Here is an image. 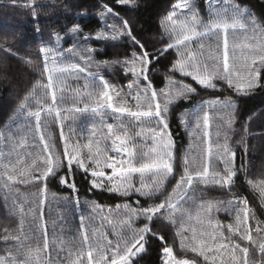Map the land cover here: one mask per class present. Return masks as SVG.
Masks as SVG:
<instances>
[{"label": "snow or ice", "instance_id": "snow-or-ice-1", "mask_svg": "<svg viewBox=\"0 0 264 264\" xmlns=\"http://www.w3.org/2000/svg\"><path fill=\"white\" fill-rule=\"evenodd\" d=\"M15 2V0H13ZM264 2V0H262ZM116 5L137 7L136 0H115ZM30 4L26 6H31ZM191 12L189 16L178 17L175 11L170 12L162 21V28L168 34L169 42L165 47L157 52H149L146 46L137 39L133 33L130 22L125 18H120L119 13L114 11L108 4L102 5L100 13L101 19L109 16L122 20V26L117 31L115 26L112 32H97L94 37L83 33L77 24L69 31L75 38L83 37L86 43L90 39L95 40H117L127 37L132 44L134 51L130 58L124 60L100 61L95 63L97 72L101 68H110L120 66L125 76H130L127 94L122 89H117L103 77H98L99 86L92 88L87 92L91 101V107L85 105L83 109L75 108L76 113L91 112L98 116L101 121L99 128L93 124L88 136L87 144L81 145L79 138L76 144H70L61 134V140L64 143L63 156L54 154V145L46 139L42 132V116H52L55 114L56 122L60 123L63 116L62 111L57 107V91H64V80L62 77L67 73H86L88 77L97 76V73L91 71L92 54L94 49L88 47L83 52L78 53L85 64L70 63L63 64L58 61L63 53L56 47L41 46L39 51L43 57V72L46 82L38 80L33 86L29 96H26L21 103V110L27 109L28 118L34 119L36 132L39 133L40 143L43 148L40 153L31 158V163H27L23 157L17 156L13 161L11 153L7 158L0 153V176L5 178L3 189L6 192H12L17 184H31L46 182L49 178L59 177L62 185L68 186L73 192H76L75 174L77 170L90 176L89 183L93 189H103L110 193H116L122 197L130 198L136 195V207L125 203L123 206L117 205L119 210L123 207L122 218H119L118 224L108 219L107 222L113 225L112 232L117 237L115 242L104 234L97 238L96 233L89 235V231L83 220L81 221V239L76 251H69V259L72 264H135V259L141 257L148 251V245L151 239H159L164 246L162 248L161 264H194V261L180 259L174 255L173 247L168 246L164 237L158 232L152 230V223L155 219L162 218L174 227L177 226V215L182 221L185 216L189 221L192 219L190 212L179 211L181 202L195 195V186L197 184L204 187L231 188L234 181L238 179L240 172L247 173L243 163L238 169L235 166V152L232 151L227 142L223 145H217L215 152L219 154V162L224 165L222 170H213L211 167L214 150L211 143L205 150V162L199 168L193 167L192 162L185 157L183 175L176 181V186L167 198L158 204H151L148 207L140 205L139 197L152 199L158 195H163L166 191V182L169 177L174 176V141L170 132L168 115L172 106L179 100L188 101L196 88L190 84L180 83L178 86L174 81L169 80L171 87L155 90L149 74L158 62L160 56H163L169 50L175 49L177 59L171 69L172 72H179L184 77H190L191 80L205 89H216V81L224 82L229 89H233L237 95L247 96L258 87H264L261 83L264 80V39H258L256 43L248 42L234 45L230 48L228 34L230 31H236L237 28L247 30L251 28L253 36L264 37V23L247 8H242L234 2L229 3L225 0V7L212 10L208 22H204L196 11H192L190 0H185L181 5ZM33 16L36 13L33 12ZM37 32L40 31L37 27ZM223 33V45L219 40L205 45L202 41L206 37L218 36ZM63 38L59 33L55 34V43ZM196 44L198 47L194 48ZM5 51H11L4 48ZM69 52L76 53V49L70 48ZM31 63V61H28ZM78 78V76H77ZM87 87V84H86ZM132 89H135L133 94ZM42 91L43 96H37V92ZM47 97L51 98L48 103ZM128 97L135 101L134 106L130 104ZM35 100V109L31 106V101ZM213 107L221 104L220 101L212 102ZM223 110L228 112L227 126L224 129L225 141L228 139V130L235 124L236 105L229 100L222 104ZM110 110L114 114L116 123L107 122L105 117ZM121 117H127L129 123ZM155 120L156 126L151 125ZM181 124H186V118L180 117ZM141 125L135 136L142 137L148 135L157 144L159 151L153 149L152 154L141 152L137 149L134 137L130 128L132 125ZM204 138L208 141L209 132V113L203 114ZM199 128V125H197ZM106 129V131H105ZM74 135V133L72 134ZM191 135V133H190ZM71 139V135L68 140ZM131 145V147H130ZM87 149V156L83 150ZM245 154L247 145L244 146ZM111 153V154H109ZM46 154V155H45ZM87 161V162H86ZM66 162V163H65ZM66 168L64 175H60L62 169ZM106 170H111L110 174ZM139 175L140 186L134 185V177ZM69 178L72 182L69 183ZM249 187L259 193L261 206H264V180L259 182L248 181ZM8 196H5L7 201ZM43 201H41V204ZM231 205L232 201H228ZM235 207H225L223 201L204 202L199 204L197 213V228H187L183 224L176 231V236L180 241V248L185 252L194 253L201 257L206 264H240L239 255L244 254L243 264H249V248L242 246L239 241H246L249 244L254 243L249 225L250 219L254 218L247 199L238 200ZM99 208V205H95ZM18 211L23 214V205L18 207ZM213 211L219 213L224 211L231 214L235 212L234 222L222 225L216 221L212 215ZM143 218L147 223L143 227H133L134 222ZM206 218V224H205ZM23 221H21L22 223ZM260 222L257 221V224ZM227 229L225 234L224 229ZM130 232L126 236L125 231ZM255 231L259 234L264 232V228L257 227ZM191 233V235H188ZM2 239L7 242L14 240L23 247L21 236L15 235L5 230ZM27 235L24 240H28ZM63 248V246H61ZM49 241L45 234L43 247L39 244L35 249L29 247L25 251V259H18L17 255L10 250H6V255H0V264H41V254L48 252ZM19 251V249H18ZM259 251L264 255V243L259 244ZM227 253L228 259L225 260L224 254Z\"/></svg>", "mask_w": 264, "mask_h": 264}, {"label": "trees", "instance_id": "trees-1", "mask_svg": "<svg viewBox=\"0 0 264 264\" xmlns=\"http://www.w3.org/2000/svg\"><path fill=\"white\" fill-rule=\"evenodd\" d=\"M4 5L0 6V10H6L7 16L0 14V22L9 20L18 28L9 30L0 25V133L3 130H11L13 116L21 106L22 101L28 96L33 86L38 80H46L42 75L44 60L40 54L41 46L56 47L58 51L63 53L62 57H58L60 63L73 62L84 65L85 62L80 58L78 53L83 52L88 55L85 49L91 47L94 49L92 54L91 71L97 73V76L88 77L86 73H67L62 79L64 80V91H57V107L65 108L60 123L56 122L55 114L52 116L43 115L42 132L46 139L50 140V144L54 145L56 155L63 156L64 143L61 140V134L70 144H76L77 138L81 145L87 144L90 130L95 124L100 127V118L89 112L76 113L75 108H84L85 105L91 107V101L87 96V92L94 87L99 86L98 77H103L117 89H122L123 93L129 92L130 76H125L120 66L101 68L95 67L96 62L124 60L130 58L134 48L128 38L122 37L117 40H95L90 39L86 43L81 36L79 39L70 34V29L79 25L83 33L90 34L92 37L97 32L106 31L111 33L112 27L115 26L119 31L122 26V20L109 16L101 19L100 13L102 5L108 4L113 7L114 11L119 13L120 18H125L130 22L133 33L136 35L147 48L149 52H157L165 47L169 42L167 33L162 28V18L167 14L170 8L176 3V0H136L137 7L119 6L115 0H33L31 6L15 5L13 0H0ZM24 2V0H21ZM238 4L242 8H247L254 13L258 19L264 23V2L262 0H229ZM194 5L199 11V15L203 16L204 8L207 0H194ZM1 4V3H0ZM30 4V3H29ZM28 4V5H29ZM33 12L36 16H33ZM37 27L40 31L37 32ZM63 38L59 44L55 43V34ZM229 34L234 35L236 45L248 42L256 43L258 39L264 37L253 36L251 28L247 30L237 28L236 31H230ZM11 51H5L4 48ZM76 49V53L69 52L68 49ZM231 48V47H230ZM177 59L175 49L169 50L163 56H160L158 62H154V66L149 74V79L157 92L166 87H171L169 80L174 81L178 86L180 83L190 84L196 88V93L191 96L188 101L179 100L171 108L168 115L170 132L174 141V176L169 177L166 182V191L163 195H158L152 199L139 197L140 205L148 207L151 204H158L167 198L168 194L173 191L176 181L183 175L184 159L187 157L192 162V166L199 168L205 162V150L208 143H211L214 155L211 167L213 170H222L224 165L219 162V154L215 152L217 145L228 143L233 152H235V166L239 169L243 163L247 169V173L240 172L238 179L234 181V185L229 188L220 187H204L197 184L195 186V195L190 196L187 200L181 202L179 211L190 212L191 221L185 216L181 221L179 214L177 215V226L169 224L162 218L155 219L152 223V230L158 232L164 237V241L168 246L173 247L174 255L180 259H188L194 261V264H206L201 258L194 253L185 252L180 248L179 238L176 231L183 224L187 228H197V213L199 212V204L201 201L216 202L223 201L225 207H235L238 200L247 199L248 205L254 214V218L250 219L249 225L254 243L249 244L246 241H239L242 246L249 248L248 259L249 264H264V255L259 251L260 242L264 241V232L257 233V227L264 228V209L261 206L257 195L252 191L247 183L249 177H255L261 172L264 175V87H258L255 91L247 96L237 95L233 89H229L222 81H216V89H205L191 80L190 77H184L178 72H172L171 69ZM28 61H31L29 63ZM78 76V78H77ZM264 84V80L261 81ZM87 84V87H86ZM133 94L135 89H132ZM130 104L134 106L135 101L128 97ZM229 100L236 105L235 124L228 130V139L225 141L224 129L227 126L228 112L231 110H223L222 104L225 100ZM220 101L221 104L213 107L212 102ZM108 111L105 117L107 122L116 123L113 118L114 114ZM209 113V137L205 142L203 114ZM186 118V124H181L180 117ZM125 123H129L127 117H121ZM11 125V126H10ZM152 126H156L155 120L151 121ZM199 125V128L197 127ZM10 126V127H9ZM9 127V129H7ZM141 125L133 123L130 131L134 137V142L141 152L152 154L153 149L159 151L157 144H154L150 136H135V132L139 131ZM31 130V145L26 147L30 149L31 154L26 157L27 163H31V158L36 156L42 150L40 140L34 130ZM106 131V129H105ZM74 133V135H72ZM191 133V135H190ZM71 135V139L68 140ZM247 145V153L245 154L244 146ZM131 147V145H130ZM83 154L87 156V149L83 150ZM111 154V153H109ZM87 162V161H86ZM66 163V162H65ZM66 168L62 169L60 175H64ZM76 192H73L66 185L59 182V177L49 178L46 182V190L54 197L64 194L78 195L94 199L104 206L114 207L125 203L136 205L138 197L136 195L130 198L122 197L116 193H110L103 189H93L89 183L90 176H86L84 172L77 170L75 177ZM72 179L69 178V183ZM1 185V183H0ZM134 185L140 186V177H134ZM2 187V186H0ZM45 187L44 182L31 184H17L13 194L15 198H27L29 193L40 192ZM6 193L0 188V231L2 234L5 228L13 227L16 224L17 217L8 210L9 204L12 203V196L5 200ZM37 196V195H36ZM232 201L229 205L228 201ZM79 212V211H78ZM220 211H213L212 215L216 221L222 225L232 223L233 214ZM79 220L82 216L81 212L77 213ZM257 221L260 223L257 224ZM147 221L140 218L134 222L135 226H143ZM206 224V218H205ZM227 234V229H224ZM191 235V233H188ZM5 241L1 239L0 233V254L3 253V245ZM164 243L159 239H151L148 245V251L141 257L135 259V264H161L162 248Z\"/></svg>", "mask_w": 264, "mask_h": 264}, {"label": "rangeland", "instance_id": "rangeland-1", "mask_svg": "<svg viewBox=\"0 0 264 264\" xmlns=\"http://www.w3.org/2000/svg\"><path fill=\"white\" fill-rule=\"evenodd\" d=\"M194 0H190V6L192 11H196L199 14L198 9L194 5ZM185 2V0H176V3L170 8L167 14L162 18V21L170 12L175 11L178 17L189 16L191 12L187 8H182L181 5ZM0 6L4 5L2 1H0ZM30 0H15L14 4L19 5H28ZM33 3V0H32ZM231 3V1H229ZM225 7V0H207L206 6L204 8L203 16L199 15L204 22H208L209 17L211 15L212 10H218ZM1 9V8H0ZM0 14H4L7 16L6 10L1 11ZM0 25L5 26L9 30H15L18 28L17 25L13 24L9 20L1 21ZM239 28V27H238ZM230 33V32H229ZM168 36V34H167ZM219 40L221 43V47L223 45V33H220L218 36L206 37L202 42L207 45L208 43H213ZM228 40L230 47L236 45L234 43L235 37L232 34H228ZM239 45V44H238ZM194 48L198 47V45L194 44ZM73 62H64L63 64H70ZM179 73V72H178ZM46 82V80H43ZM33 90V89H32ZM31 90V92H32ZM30 92V93H31ZM30 95V94H29ZM28 95V96H29ZM37 96L42 97L43 92H37ZM48 103H51V98L47 97ZM31 106L35 109L36 102L35 100L31 101ZM80 109H83L80 107ZM62 112L67 109H60ZM49 117V116H48ZM43 119V116H42ZM14 125L11 126V130H3L0 133V153H3L7 158L8 154L11 153V157L13 161L17 156L23 157L26 161V157L31 154L30 149L28 150L26 147L31 145V130L35 128V120L28 118L27 109L21 110V106L18 108L16 113L13 116ZM9 126V127H10ZM210 126V125H209ZM9 127L7 129H9ZM209 132V128L207 129ZM39 138V133H37ZM41 144V143H40ZM43 148V145L41 144ZM54 154L56 155V150L54 148ZM46 155V154H45ZM2 169H0V173H2ZM109 174L111 170H106ZM259 182L264 180V175L257 173L255 177H249L248 181ZM5 182V178L0 176V183L2 190L9 197L12 196V203L9 204L8 210L18 220H16V224L13 227H8L4 229L1 239L3 235H5V230L7 229L11 233L15 235L21 236V240L23 242V247L17 244L14 240H9L3 245V253L0 255H6V250H10L13 254L17 255L18 259H25V251L31 247L35 249L37 244L42 248L43 247V239L45 234L47 235L49 241V250L46 253L41 254V264H72V260L69 259V251H76L78 249V245L81 239V221L83 220L84 225L87 226L89 235L91 236L93 232L96 233L97 238H101L104 234H107L108 238L113 240L117 239V237L113 234L112 228L113 225L107 222V219L113 220L114 223L118 224L119 218H122L123 207L119 210L117 209V205L114 207L104 206L99 204L94 199H88L86 197H79L78 195H70L64 194L61 196L54 197L53 194H49L47 190L44 192H33L29 193L27 198L18 197L15 198L13 192H6L3 189V184ZM249 185V184H248ZM45 189V187H42ZM15 190V189H14ZM13 191V190H12ZM16 191V190H15ZM253 191V190H252ZM260 202V195L258 192L253 191ZM37 195V196H36ZM41 201L43 203L41 204ZM261 204V202H260ZM23 205L24 213L21 214L18 211V207ZM95 205H99V208L95 207ZM124 205V204H123ZM121 205V206H123ZM237 206V205H236ZM135 207V206H133ZM264 209V206H262ZM81 212L82 216L78 217L79 212ZM235 216V212L232 214ZM21 221H23L21 223ZM234 222V218L232 220ZM135 228H140L143 226H135ZM27 235L29 237L28 240H24V236ZM125 235H130V232L125 231ZM3 240V239H2ZM260 243H264L260 242ZM63 246V248L61 247ZM19 249V251H18ZM225 260L228 259L227 253L224 254L223 257ZM248 258V257H247ZM240 264L244 262V254L241 253L239 255ZM249 262V259H248ZM86 264V258H85ZM219 264V260H218ZM259 264V263H257Z\"/></svg>", "mask_w": 264, "mask_h": 264}]
</instances>
